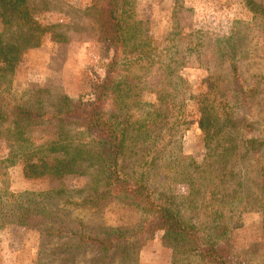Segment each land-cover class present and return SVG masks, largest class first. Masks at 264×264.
<instances>
[{"label": "rangeland", "instance_id": "1", "mask_svg": "<svg viewBox=\"0 0 264 264\" xmlns=\"http://www.w3.org/2000/svg\"><path fill=\"white\" fill-rule=\"evenodd\" d=\"M27 2L49 29L40 46L0 72V109L22 105L40 115L41 123L29 128L35 144L60 137L88 141L66 111L94 97L110 71L114 85L131 90L119 99L109 93L106 109L123 108L136 128L147 125L123 159L125 170L134 178L144 173L156 197H168L185 221L218 237L229 255L264 264V13L244 0H129L130 52L111 67L113 52L99 40L95 24V5L102 0ZM228 60L237 63L246 86L259 85L240 107L241 133L259 142L225 161L218 137L209 151L204 130L190 123L195 108L189 97L212 89L205 81L210 69L213 78L225 75ZM9 153L0 136V161ZM20 167L9 174L0 168L1 183L9 181L15 191L60 190L46 199L54 213L42 230L0 229V264H206L165 231L143 232L150 215L105 193L87 163L83 172L60 178H25ZM88 236L113 248L98 249Z\"/></svg>", "mask_w": 264, "mask_h": 264}, {"label": "trees", "instance_id": "2", "mask_svg": "<svg viewBox=\"0 0 264 264\" xmlns=\"http://www.w3.org/2000/svg\"><path fill=\"white\" fill-rule=\"evenodd\" d=\"M244 1L253 12L264 13V0ZM129 4V0H102L95 5L99 40L113 52L111 67L118 65L121 54L130 52L127 38ZM0 23V72L11 68L28 48L40 46L49 29L34 17L27 0H0ZM137 60L135 58L133 62ZM227 62L225 75L213 78L215 73L210 69L205 81L215 85L212 89L208 87L200 93L191 91L189 97L195 108L190 123H197L204 130L209 151L216 148L217 145L212 142L218 137L223 144L221 153L226 156L225 161H229L238 148L241 147L243 155H246L259 142L241 133L245 119L240 115V107L257 94L259 85L246 86L237 63L233 60ZM176 76V83L180 84L183 77ZM130 86L128 90L120 89L119 84L114 85L111 72L107 71L94 97L86 101L82 99L78 105L66 111L73 118L68 119V122L79 128L77 133L89 137L85 142L81 140L75 143L73 139L60 137L35 144L30 139L29 128L41 123L38 121L40 115L22 105L2 107L0 136L10 148L9 155L0 161V168L6 170L3 174H9L11 168L21 166L25 178H60L69 173L83 172L81 167L87 163L104 185L105 193L115 194L150 215L152 220L145 222L143 232L165 231L177 240L180 249L199 257L206 264H244L229 255L218 237L205 235L196 224L185 221L168 197H156L149 181H145L144 173L134 178L135 173L125 170L123 159L132 150L131 144L141 136L139 132L147 125L141 124L136 128L126 119L127 115L121 113L123 108L117 112L115 110L118 108L108 110L106 106L111 96L109 93L112 92L119 99L126 91L128 95ZM246 126H251V123H246ZM145 135L150 137L148 132ZM220 174L221 170L216 169L215 175ZM261 174L264 191V170ZM8 182L0 181V229L42 230L44 221L50 220L54 213L52 208H47L46 199L53 193H59L60 187L40 192L30 189L15 191L8 186ZM238 192L234 191V194ZM87 239L96 244L98 249L113 248L112 243L110 247V243L102 238L88 236Z\"/></svg>", "mask_w": 264, "mask_h": 264}, {"label": "crops", "instance_id": "3", "mask_svg": "<svg viewBox=\"0 0 264 264\" xmlns=\"http://www.w3.org/2000/svg\"><path fill=\"white\" fill-rule=\"evenodd\" d=\"M25 188H27V187H23V189H25Z\"/></svg>", "mask_w": 264, "mask_h": 264}]
</instances>
